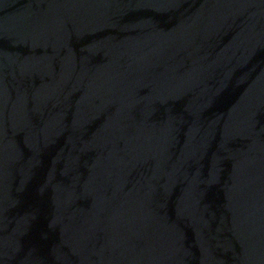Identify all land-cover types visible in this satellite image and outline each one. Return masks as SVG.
Instances as JSON below:
<instances>
[{
	"label": "water",
	"instance_id": "95a60500",
	"mask_svg": "<svg viewBox=\"0 0 264 264\" xmlns=\"http://www.w3.org/2000/svg\"><path fill=\"white\" fill-rule=\"evenodd\" d=\"M0 264H264V0H0Z\"/></svg>",
	"mask_w": 264,
	"mask_h": 264
}]
</instances>
